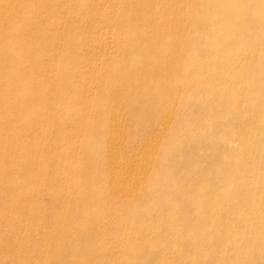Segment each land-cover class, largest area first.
<instances>
[{
    "label": "bare ground",
    "instance_id": "obj_1",
    "mask_svg": "<svg viewBox=\"0 0 264 264\" xmlns=\"http://www.w3.org/2000/svg\"><path fill=\"white\" fill-rule=\"evenodd\" d=\"M148 1L126 0L130 9H122L130 12L122 14L102 10V0H0V264H54L57 256L59 264H133L138 257L156 264L154 251L165 245L144 247L132 234L154 235L160 241L167 224L175 226L176 216L187 213L193 214L197 228L179 230L185 237L181 254L192 262L203 256L205 247H198L199 242L220 247L207 233L216 222L227 226L230 213L244 230L253 231L252 245L261 246L256 260L264 261L261 228L250 223L259 216L254 213L250 219L247 212L256 211L254 206L264 199L247 189L253 168L264 173V141L259 140L264 122L248 125L235 117L241 83L256 89L246 98L250 110L263 113L264 79L259 78L264 69L245 70L235 47L232 52L228 47V60L195 63L206 51L190 47L182 28L187 17L195 16V0L187 10ZM215 1L221 15L229 13L228 27L240 28L238 35L264 45V0ZM205 3L207 9L213 6L212 0ZM60 13L72 33L56 30ZM97 24L121 30L101 31ZM89 32L96 34L87 40ZM106 39L120 44V58L104 54ZM208 46L221 50L215 40ZM97 49L105 52L96 73L90 70L95 60L90 51ZM135 63L137 71L132 69ZM117 102L127 110L128 128L134 130L129 142L140 143V153L137 146V153L111 147L117 143ZM173 105L175 123L167 129ZM233 128L244 130L238 151L222 146L223 136ZM158 129L164 145L149 177L146 157L158 146ZM120 152L124 174L123 163L117 169ZM250 154L253 161L245 165ZM233 168L239 177L225 175ZM184 169L193 177L187 184L181 181ZM128 171L138 175L135 182L147 180L145 189L130 181L134 174ZM200 178L207 187L224 183L211 192L201 187ZM259 183L264 185V175ZM41 192L48 200L45 205ZM127 192L136 199L126 200ZM93 207L96 211L84 212ZM43 215L53 222H42ZM221 234L231 236L229 225ZM108 235L113 240L106 241ZM117 244L123 246L118 253ZM119 253L123 258L116 263Z\"/></svg>",
    "mask_w": 264,
    "mask_h": 264
},
{
    "label": "rangeland",
    "instance_id": "obj_2",
    "mask_svg": "<svg viewBox=\"0 0 264 264\" xmlns=\"http://www.w3.org/2000/svg\"><path fill=\"white\" fill-rule=\"evenodd\" d=\"M102 1L104 2V4L102 5V10L104 9L105 11L114 10L115 12H119V13L123 14L126 10L122 9V8L127 7L128 9H130V6L126 2V0H102ZM148 2L151 3V2H153V0H149ZM154 2H158L160 7L161 6L165 7V6H170V5L172 7L179 6V7H181L182 10H185V8L187 10L191 7L190 0H187V1L184 0L183 2L182 1L179 2L178 0L174 1V2H170V1L165 2V0H162V1L161 0H154ZM168 3H169V5H167ZM212 3H213L212 4L213 6L210 7L209 9H207L206 8L207 4L205 3V0H195V16L192 19L187 17V19L184 20V24L182 27L183 33L187 35V41L189 42L190 47L201 48V49L206 51V53L202 52V53L197 55L198 57H197L195 63H199V64L202 63V65H209L208 64V62H210L209 60H215L216 62L221 61V60L222 61L228 60L227 57H228V54H230V51H228L227 49L230 48L231 52H232L233 51L232 48L235 47L236 49H234V51H236V53L235 52L234 53L237 55L238 61H240L239 62L240 66L243 65V68H245V70H246V68L248 69L249 67L253 68V69H255L256 72L260 71L259 69L263 70L264 69V45L263 46L258 45L257 43H255L256 40L245 39L244 37L238 35L241 33V30H238L240 28H234V29L232 28L231 29V27H228L227 22L229 21V18H230L229 13L228 14L223 13L221 15L219 13V6H218L217 2L215 0H212ZM227 10H229V9H227ZM128 12H130V10L126 11V13H128ZM114 14H116V13H114ZM109 15H112V14H109ZM95 16H96L95 18H97V15H95ZM157 16H158V14L156 15V17ZM60 17H62V19H61L62 21L56 30H59L61 33H66V31H69V33H72L71 31H73V27L66 25V22L64 20L65 19L64 14L60 13ZM241 21H244V20H241ZM241 21H240V23H242ZM246 27H249L248 31L252 30L250 28V23L246 24ZM97 30L106 31V32L107 31L118 32L121 29H119L118 26L104 27L100 24H97ZM231 31H235V33H231ZM94 34H96V33L89 32V36H85V38L87 40L93 39L95 37ZM77 35L80 36L81 34L78 33ZM211 40H215L218 43V46H220V48H221V50H219V52L212 51L209 48L208 41L210 42ZM107 41L108 40L106 39L105 42L109 46H107V48H106V53H104L105 52L104 49L95 50L96 54L94 51H90L91 53H93V59H95L94 64L90 67L91 68L90 70H93L96 73H97V66H99L100 71H101V67L103 66V65L101 66V63L103 62V57L101 55L102 53L108 54V56L109 55L117 56L116 58H120V56L122 54V52H116L117 48L120 46V44L115 45V43L114 44L108 43ZM63 48L64 47H62L61 49L63 50ZM60 50L58 49L56 51V53L59 54ZM56 56H58V55H56ZM234 60H233V62L228 61L229 64L235 63ZM240 66H238V67H240ZM138 68H139L138 63H135L134 65L132 64V69H135L137 71ZM192 69H190V71ZM249 70H251V69H249ZM262 76L259 78V80L264 79V76L263 77ZM225 85H230V83H226ZM237 87L239 88L238 89L239 95L237 98H235L236 99L235 102L237 105V112L235 113V117L240 121V123H247L248 125L252 124L254 121L264 122V111L261 114L255 115L250 110V108L246 102V98H248L247 95L249 93H253L256 89H252V88H250V86L244 87L242 85V83L240 85L238 84ZM234 88H235V86H234ZM208 99H210V98L207 97L205 100L208 101ZM94 100H93V102H94ZM241 103H242V105H241ZM114 105L116 106V107H114V109L115 108L116 109L114 110L113 113H115L116 118L118 117L116 119V121L118 122L117 123L118 134L115 135V137H116L115 142H117V143L112 144L111 147L114 148V146L115 147L118 146L117 147L118 149L119 148H120V150L122 149L121 152L123 150H125V152H126V150H128L130 152L134 151L137 153V150L135 148L137 146V148L139 149L138 153H140L142 151L141 149H143L141 144L135 143L132 141L129 142L131 134H133L134 130H131L130 128H128L129 127V120L128 119H130V118L126 114V111H127L126 108L123 107L119 102L115 103ZM173 106H174V109L172 112H170L171 113V120H170L169 124L167 125V129L172 128L174 126V123H175L174 117L176 115V108H175V105H173ZM169 107H170V104H169ZM213 109H212V111H213ZM209 111L211 112V108L209 109ZM120 122H122V123H120ZM120 124H122V126ZM260 131L261 132H260V139L259 140L264 141V127H262L260 129ZM157 132H158L156 135L157 139H155V142H156V144L158 143L157 144L158 146L155 148V150L152 149V151L149 154V157H146L147 161L149 159L148 162L150 165L149 166V175H148L149 177H150V175H152V172L157 168L156 163H159L157 160L161 154V150H162V147L164 145V141L162 139V133L163 132L160 133L161 131L159 129ZM125 133H130V134L126 135ZM241 136H245L244 130L233 128L231 134L223 136V138H222V144L223 145L222 146H224V148H226L228 150H237L238 151V150L243 149V143L244 142L242 141ZM249 138H250L249 142H251L253 145L254 144L253 142L255 141L254 138L252 136H250ZM133 146H134V149H132ZM189 146H191V144L186 145V148ZM121 152H120V156L118 159L119 162H118L117 169H119L121 171L124 168L122 170V172H120L121 174H124V172H125V164H124L125 158ZM176 154H177V158H179V159L182 158V153H180L179 150L176 151ZM176 154H175V156H176ZM146 158H145V160H146ZM164 161H165V159L163 160V163H164ZM252 161H253V155L250 154L248 156L246 155V158H244L243 163L245 165H250ZM163 163L161 162V164H163ZM122 165H123V168H121ZM256 171H257V173H256ZM129 173L131 175L134 174V176H130L131 178L132 177L134 178V179L132 178L133 180L130 179V181L132 183L134 182L136 184L141 183L139 186H141L142 189H145L146 184H147V180L141 179L140 182H138V181L135 182V180H136L135 177L137 178L138 175L136 173H134V171H130ZM181 174H182L181 175V181L184 184H187V182L191 178H193L192 173L190 172V169L189 170H185V169L182 170ZM250 174L251 175L247 176V180L249 182L247 185V189L250 192L249 194L255 195L258 197H262V199H263L264 185L260 184L259 182L262 179L264 173L262 172L261 168L255 167L251 170ZM225 175H229L228 177H230V178L235 177V176L239 177L240 173L234 172V168H233L232 170H228ZM90 176L96 177V175H94V174H92ZM130 181L128 180V182H125L124 184L130 183ZM198 181H199V184L201 185V187H204L207 185L206 181H204L201 178L198 179ZM223 183H224V181H221L217 184H211V185H209V187L206 186V188L209 189V191H211L215 187L221 188L223 186L222 185ZM124 184H122V185H124ZM29 187H31V186L30 185L26 186V188H29ZM105 191L108 192L110 190L106 189ZM127 193H129V196L127 195ZM127 193L124 194L125 195L124 197H126V200L136 199V198H134L135 196L133 194H131L130 192H127ZM39 197H40L41 204L45 205L48 203V200L46 199V196H45V192H41ZM119 197H121L120 194H118V198ZM0 201H1V199H0ZM254 208H256V211H253L251 209L247 210V212L249 213L248 217L250 216L251 218L250 217L249 218L252 219V214L256 213V215L258 214L259 218H254L253 222H250V223H251L253 228H259V229L261 228V232H262L263 237H264V199L259 201V203H257L254 206ZM93 210L96 211V208L95 207L88 208L84 212L85 213H91V211H93ZM30 216L31 215H27L26 219L29 220ZM229 216L230 217H229V220L227 223L229 225L231 236L230 237L228 235L223 236L221 234V233H224L225 229L227 230L228 225L226 226L224 222L214 223L213 226L210 227L208 230L207 238L209 240H211V239L214 240V242H216V241L220 242L221 245L216 250V246H210L208 248V247H206L207 245H203L202 243L204 240L202 242H199L198 247H205V249L203 250L204 253H202L203 256L201 258H199L198 261L195 260V263L192 262L191 256H189V255L186 256V255L181 254L182 250L184 249V242H185L184 238L185 237H183L180 234L181 232H179V230L183 226L187 227V229H189V230L195 231V229L197 228V225H194L195 219H194L192 213H187L186 215H181V216L179 215V217L176 216V219H175L176 225L170 226L169 224H167V227L163 231V234H162L163 238H160V241H158L159 239H157V237H155L154 235L142 236L138 232H134L132 235L134 238H136V237L141 238V245L144 244L143 245L144 247H146L148 244H157V243H162L165 245L164 246L165 249L163 251H160L158 249H156V251H154L156 253V255H155V259H153L152 261L157 262L156 264H210V263L211 264H237L238 260H241V263H239V264H261V263H264V261L260 262L259 260H256L257 255H255V254L257 253V250L259 252L261 246L258 247V246L252 245L251 241H253L255 239L253 231L249 230V229L244 230L241 226H239L238 222H236L234 219L235 218L234 213H230ZM40 220L42 222H53V219L51 218V220H50V218L47 217L46 215L40 216ZM112 237H113L112 235L106 236V241L113 240ZM127 238L128 237L125 236L124 242H129V240ZM38 242H42V241L39 239ZM253 243H254V241H253ZM236 244H239V245H236ZM253 246H255V248ZM122 247L123 246H118V244H117V253L121 252L120 249ZM131 252H133V251H131ZM189 252H188V254H190ZM234 253H236L237 255L234 256L233 255ZM122 254H124V253H119V256H118L119 258L114 259V260H116V263L118 262V260H121L123 258ZM144 254L146 255L147 251ZM158 254H160V255L158 256ZM37 256L41 257V253H39ZM135 259L136 260L132 259L133 261H135L133 264H151L148 262V260L146 262L142 257L141 258L138 257ZM55 261L56 262L54 264H59L60 258L57 256ZM143 261H145V262H143ZM245 261H247L248 263L247 262L245 263ZM0 262H1V259H0ZM113 263L114 262H112V264Z\"/></svg>",
    "mask_w": 264,
    "mask_h": 264
}]
</instances>
